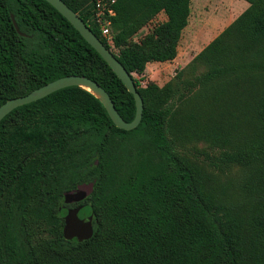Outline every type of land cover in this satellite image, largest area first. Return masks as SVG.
<instances>
[{
	"label": "trees",
	"instance_id": "16d2710c",
	"mask_svg": "<svg viewBox=\"0 0 264 264\" xmlns=\"http://www.w3.org/2000/svg\"><path fill=\"white\" fill-rule=\"evenodd\" d=\"M63 1L130 73L142 118L118 128L73 85L0 121V264H264V0H246L161 86L133 74L176 57L191 0H116L113 46L92 22L93 0ZM160 11L167 19L135 39ZM75 74L133 119L132 94L55 7L0 0V105ZM197 143L216 155L186 154ZM234 166L239 181H222ZM88 185L84 198L65 200ZM82 204L93 207V231L66 239L64 215Z\"/></svg>",
	"mask_w": 264,
	"mask_h": 264
},
{
	"label": "water",
	"instance_id": "95a60500",
	"mask_svg": "<svg viewBox=\"0 0 264 264\" xmlns=\"http://www.w3.org/2000/svg\"><path fill=\"white\" fill-rule=\"evenodd\" d=\"M46 1L55 7L75 27L83 38L101 55L117 77L122 81L126 89L132 94L135 103L134 117L131 121H125L115 108L109 94L99 83L89 77L75 74L56 78L25 95L6 100L0 105V121L10 111L20 105L36 101L59 89L77 85L100 99L115 126L124 130H131L135 128L142 118L143 100L130 73L117 59L114 53H112V51L104 45L98 36H96L90 27L82 20V18L63 0ZM12 20L15 28L18 30V26L13 17ZM90 191L91 185L83 186L76 192L68 194L65 200L67 202L78 201L84 198ZM92 219L93 207L90 204H82L77 207L69 208L64 215V222L66 224L63 231L64 237L66 239L76 237L78 241L87 239L93 231Z\"/></svg>",
	"mask_w": 264,
	"mask_h": 264
},
{
	"label": "rangeland",
	"instance_id": "374dc122",
	"mask_svg": "<svg viewBox=\"0 0 264 264\" xmlns=\"http://www.w3.org/2000/svg\"><path fill=\"white\" fill-rule=\"evenodd\" d=\"M233 0H191L190 15L188 24L183 31L181 40L178 46V58L171 62H167L166 67L151 68V64L146 65L151 69L146 68L143 74H133L142 84L152 80L158 85H163L170 80L175 71L183 66L180 63L190 61L204 46H206L218 33H220L229 23H231L241 11H236L238 2ZM230 6L232 11H228ZM159 21L153 20L145 26L135 39L139 38L151 26ZM179 63V64H178ZM177 64V65H176ZM202 143L187 145L184 148L186 154L199 161L204 160L209 162L212 155L217 152L208 150V157L200 149H203ZM207 150V149H206ZM216 171V170H215ZM242 171L239 167H231L225 169L221 176L222 181L228 179L236 183L241 177Z\"/></svg>",
	"mask_w": 264,
	"mask_h": 264
},
{
	"label": "built area",
	"instance_id": "2783aa9c",
	"mask_svg": "<svg viewBox=\"0 0 264 264\" xmlns=\"http://www.w3.org/2000/svg\"><path fill=\"white\" fill-rule=\"evenodd\" d=\"M116 0H93L92 22L98 28L105 40L113 46L110 17L115 14L113 5Z\"/></svg>",
	"mask_w": 264,
	"mask_h": 264
},
{
	"label": "crops",
	"instance_id": "0c3cea01",
	"mask_svg": "<svg viewBox=\"0 0 264 264\" xmlns=\"http://www.w3.org/2000/svg\"><path fill=\"white\" fill-rule=\"evenodd\" d=\"M238 2L237 4H236V6H237V10L236 11H244L247 7H248V5H249V3L246 1V0H233L232 2ZM232 9V7L230 6V8H229V10L228 11H232L231 10ZM240 12V13H241ZM167 19V15L165 14V12L164 11H160L157 15H156V17L153 19V20H156V21H159V22H161V21H165ZM186 28V27H185ZM184 28V29H185ZM184 29H183V31H184ZM183 31H182V34H183ZM182 34H181V37H182ZM180 40H181V38H180ZM180 42V41H179ZM178 46H179V44H178ZM176 58H178V47H177V55H176V57L173 59V60H175ZM192 59V58H191ZM172 60V61H173ZM167 62H171V61H152V62H148L146 65H149V64H151V68H158V67H166L167 66ZM189 61H186L185 63H180V64H182L183 66H181V67H179L178 69H180V68H182V67H184L187 63H188ZM179 64V63H178ZM177 65V64H176ZM146 68H148V69H151L150 67H146ZM146 68H145V70H146Z\"/></svg>",
	"mask_w": 264,
	"mask_h": 264
}]
</instances>
